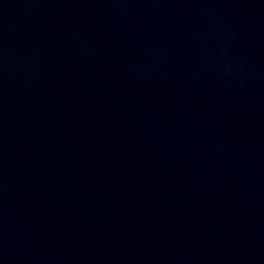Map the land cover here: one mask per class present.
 <instances>
[{
	"label": "water",
	"instance_id": "95a60500",
	"mask_svg": "<svg viewBox=\"0 0 264 264\" xmlns=\"http://www.w3.org/2000/svg\"><path fill=\"white\" fill-rule=\"evenodd\" d=\"M0 264H264V0H0Z\"/></svg>",
	"mask_w": 264,
	"mask_h": 264
}]
</instances>
